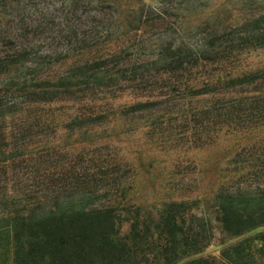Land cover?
Listing matches in <instances>:
<instances>
[{"label": "rangeland", "instance_id": "obj_1", "mask_svg": "<svg viewBox=\"0 0 264 264\" xmlns=\"http://www.w3.org/2000/svg\"><path fill=\"white\" fill-rule=\"evenodd\" d=\"M13 53L0 199L73 163L131 184L136 204L203 197L213 213L221 188L264 189V0H0ZM213 233L206 256L227 240Z\"/></svg>", "mask_w": 264, "mask_h": 264}, {"label": "trees", "instance_id": "obj_2", "mask_svg": "<svg viewBox=\"0 0 264 264\" xmlns=\"http://www.w3.org/2000/svg\"><path fill=\"white\" fill-rule=\"evenodd\" d=\"M17 58L1 57L0 70L8 72ZM29 95L48 103L56 93ZM260 166L264 174V159ZM9 169L3 161L0 183ZM41 173L34 188L12 186L0 199V264H264V189L221 188L209 213L203 197L132 203V185L108 181L111 175L95 166L73 163L58 172L48 166ZM214 223L227 240L218 256H206Z\"/></svg>", "mask_w": 264, "mask_h": 264}]
</instances>
